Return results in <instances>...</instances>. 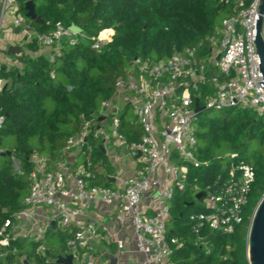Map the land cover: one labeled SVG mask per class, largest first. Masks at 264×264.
<instances>
[{"label": "built area", "instance_id": "1", "mask_svg": "<svg viewBox=\"0 0 264 264\" xmlns=\"http://www.w3.org/2000/svg\"><path fill=\"white\" fill-rule=\"evenodd\" d=\"M231 1V12L217 32L198 46L189 47L167 61L135 59L125 76L117 80L113 101L102 104V117L82 118L80 131L67 141L59 159L52 161L38 153L28 159L32 166L28 176L29 193L23 208L0 228V262L9 254L19 253L17 248H12L13 243L32 241L40 242L36 254L41 264H57L59 256L69 255L73 256V264H108V253L100 246L108 239L100 232L102 223L87 218L85 213L88 205L99 200L115 209L122 230L131 224L135 248L141 255V260H134L132 264H174L171 257L180 243L167 235L170 201L177 192L186 190L190 168L208 165L197 156L195 104L199 99L194 98L203 97L204 105L200 106L206 110L248 108L264 115V89L260 85L263 78L254 44L257 7L261 0H221L225 4ZM6 28L13 32L18 30L12 46L23 49L35 43L40 49L49 50L50 62L60 56L64 36L72 46L78 42V34L60 23L48 34L39 33L32 28L16 0H0V68L5 66L4 52L9 51L2 39ZM104 32L109 36L102 38ZM104 32L94 48L111 41L113 31ZM261 35L264 41V14ZM5 67L22 68L18 62ZM8 85V81L0 79V90ZM118 101L133 109L141 129L140 142L129 143L120 132ZM108 118L111 119L109 124ZM4 123L5 116L0 115V129ZM95 140L104 147L113 173L107 172L105 165L95 164L92 145ZM68 154L84 160L76 172L67 159ZM127 160L132 163L130 173L125 165ZM93 166L98 167V172L109 182L114 180L115 187L93 183ZM13 167L18 174H24L16 158H13ZM71 177L72 188L68 185ZM255 178L253 165L233 164L226 175L218 176L199 192L204 194L200 199L203 211L192 213L189 222L197 238L196 244L207 254L211 253V248L204 231L209 229L226 235L235 232L243 222ZM146 197L156 202L153 209L142 208ZM60 231L68 235L67 249L53 257L48 253L46 239ZM116 247L121 254L128 244L117 238Z\"/></svg>", "mask_w": 264, "mask_h": 264}, {"label": "trees", "instance_id": "2", "mask_svg": "<svg viewBox=\"0 0 264 264\" xmlns=\"http://www.w3.org/2000/svg\"><path fill=\"white\" fill-rule=\"evenodd\" d=\"M16 1L25 16L27 2H34L42 22L28 21L41 34L52 32L58 23L67 29L79 27L82 32L77 35L76 45L65 43L54 62L40 54V47L34 43L26 46L31 55L19 56L22 68H0V79L9 83L8 88L0 90V115L5 116L0 129V228L23 208L32 169L28 159L34 153L52 161L59 159L67 141L80 131L82 118L102 117V104L113 101L117 80L125 76L135 59L167 61L198 46L217 32L233 5L232 1L225 4L221 0ZM105 30L113 31L111 41L94 48ZM194 99L204 105L203 97ZM123 112L120 132L129 143L140 142V126L136 121H126V111ZM206 112L217 113L223 120H201ZM196 123L201 128L197 129V156L208 165L190 168L186 190L177 192L170 201L167 235L180 243L171 260L174 264H249L248 233L255 209L264 196V115L248 108L206 110ZM100 144L99 140L92 142L94 162L112 172ZM13 158L19 160L24 174L14 170ZM244 162L253 165L256 178L243 222L231 235L206 229L203 234L211 248L207 254L196 244L189 222L191 209L199 201L196 197L200 191L218 176L226 175L231 165ZM98 169L91 168L95 174L93 183L110 187L111 183ZM49 237L60 242L61 251L67 249V234L60 231ZM39 245L40 242H15L12 248L19 253L9 254L0 263L23 264L25 259L30 264H41L36 254ZM46 245L51 256H59L53 245Z\"/></svg>", "mask_w": 264, "mask_h": 264}, {"label": "crops", "instance_id": "3", "mask_svg": "<svg viewBox=\"0 0 264 264\" xmlns=\"http://www.w3.org/2000/svg\"><path fill=\"white\" fill-rule=\"evenodd\" d=\"M17 31L14 32L15 35H16ZM15 40H16V37H15ZM12 44H14V43H9V44L4 43L5 46H9V47H11ZM25 48L27 50L26 52L24 51ZM39 53L48 56L49 50L48 49H41V51ZM21 54L11 55V54H9V52H4L3 64H5V66H6L7 64L11 65L13 62H18L20 64V66L22 67V64L19 60V56L20 55L21 56H29V55H31V53L28 51L27 47H24L22 49ZM116 104H117V107L119 109L120 115L123 111H126V108H125L126 106L124 105V103L122 101H118ZM112 142L115 144L114 139L112 140ZM121 150H122V148H120L118 150L119 154L121 153L120 152ZM103 154L107 156L106 153H103ZM67 159L71 162V165L73 166V171L76 172L78 169V164L80 162L78 157H76V155L68 154ZM125 165H127L126 168L128 169V172L130 173L132 163L129 160H127V164L125 163ZM113 172H114V170L112 172H109V173H113ZM110 183H111V186L109 188H114L115 187L114 183L112 181H110ZM68 185L70 188L73 187V178L72 177L68 178ZM73 205L76 206L79 204L73 203ZM155 205H156V202L154 200L150 199L149 197H146L144 199L142 208L144 210H148L151 208L153 209L155 207ZM85 213L87 215L86 216L87 218L95 219L96 221H100V223H102V227H101L100 232H101V234L106 236L108 239L103 240L102 243L100 244V246L104 252L106 251L108 253L107 254L108 264H111V260L108 258L109 256H113L117 259L116 264H132V262L134 260L135 261L141 260V255L138 253V251L135 248L131 224L128 223V225L126 226L127 228L122 230L120 228L119 224L117 223V218L115 216L116 215L115 209L108 207L105 204H103L102 202H100L99 200H97L85 208ZM117 238L126 241V243L128 244L127 249L124 252H122L121 254L118 253V250L116 247Z\"/></svg>", "mask_w": 264, "mask_h": 264}, {"label": "water", "instance_id": "4", "mask_svg": "<svg viewBox=\"0 0 264 264\" xmlns=\"http://www.w3.org/2000/svg\"><path fill=\"white\" fill-rule=\"evenodd\" d=\"M26 18L35 21L42 22L41 19L36 14V8L33 1H29L26 4ZM258 19L255 31L256 42H254L257 54L259 55L260 63V72L263 78V81L260 82L261 87L264 89V41L261 35L262 24H263V14H264V0H261L257 7ZM70 31L73 34H79L82 30L79 27L71 26ZM67 36H64L61 41V46L63 47L66 43ZM9 54L19 55L22 52L21 47L11 46L9 47ZM219 59V57H218ZM18 89L15 91V93ZM181 89H179L176 94L180 95ZM206 111L204 107H201L197 101L195 104V113L199 116L201 113ZM100 149L105 153L104 147L101 145ZM8 156H11V152H7ZM140 157V155H139ZM114 181V180H113ZM112 181V182H113ZM203 193H199L196 197L197 200H200L203 197ZM55 226V224H53ZM248 261L249 264H264V196L259 201L254 215L252 217L249 233H248ZM111 260V264H116L117 259L113 256L108 257ZM24 264H30L24 260ZM57 264H73V256L69 255L67 257L59 256L57 259Z\"/></svg>", "mask_w": 264, "mask_h": 264}, {"label": "rangeland", "instance_id": "5", "mask_svg": "<svg viewBox=\"0 0 264 264\" xmlns=\"http://www.w3.org/2000/svg\"><path fill=\"white\" fill-rule=\"evenodd\" d=\"M15 37L16 36H15L14 32L11 29H9V28L3 29V31H2V39H3V42L4 43H6V44L14 43ZM24 51L25 52L27 51L26 48L24 49ZM124 116H125L126 121H128V122H134V121H136V117L134 115V111H133V109L131 107H129V108L126 109V112H125ZM207 117H210V119H212V120H214V119H217L219 121H222L223 120V117H221L219 114H217V113H210V112H206L200 118L202 120L203 118H207ZM107 122H108V124L111 123V119L108 118L107 119ZM196 128L201 131V128H200V126L198 124L196 125ZM250 153H252V152H250ZM79 160H80V162L78 164V167H80L83 164V162H84L83 159H79ZM116 167L119 169V164H117ZM202 211H203L202 201H198L196 203V206H194L191 209V214L192 213H197V212H202ZM46 243H49V244L53 245L52 247L55 248L54 249V252L55 253H57V254L60 253V251H61L60 250V242L56 238H54V237L53 238L48 237L46 239Z\"/></svg>", "mask_w": 264, "mask_h": 264}, {"label": "bare ground", "instance_id": "6", "mask_svg": "<svg viewBox=\"0 0 264 264\" xmlns=\"http://www.w3.org/2000/svg\"><path fill=\"white\" fill-rule=\"evenodd\" d=\"M109 35H108V32H104V33H102V35H101V37L102 38H106V37H108Z\"/></svg>", "mask_w": 264, "mask_h": 264}]
</instances>
